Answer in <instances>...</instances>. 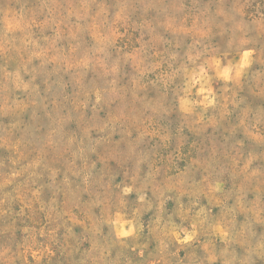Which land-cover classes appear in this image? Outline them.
Segmentation results:
<instances>
[{"label": "rangeland", "instance_id": "1", "mask_svg": "<svg viewBox=\"0 0 264 264\" xmlns=\"http://www.w3.org/2000/svg\"><path fill=\"white\" fill-rule=\"evenodd\" d=\"M0 264H264V0H0Z\"/></svg>", "mask_w": 264, "mask_h": 264}]
</instances>
